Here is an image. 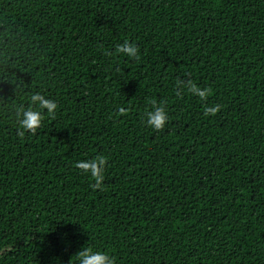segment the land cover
Returning a JSON list of instances; mask_svg holds the SVG:
<instances>
[{"label": "trees", "instance_id": "trees-1", "mask_svg": "<svg viewBox=\"0 0 264 264\" xmlns=\"http://www.w3.org/2000/svg\"><path fill=\"white\" fill-rule=\"evenodd\" d=\"M33 94L57 109L21 135ZM99 155L97 187L76 164ZM83 247L264 264V0H0V264Z\"/></svg>", "mask_w": 264, "mask_h": 264}, {"label": "clouds", "instance_id": "clouds-1", "mask_svg": "<svg viewBox=\"0 0 264 264\" xmlns=\"http://www.w3.org/2000/svg\"><path fill=\"white\" fill-rule=\"evenodd\" d=\"M118 53L126 54L128 57L137 56V48L135 44L125 41L117 49ZM185 88L194 96H198L201 101L207 99L211 94L210 89L201 88L195 83L184 85ZM220 105L205 106V115H215L219 111ZM57 109V104L54 100L47 98L41 94H33L30 97L29 107L22 109L18 113V124L20 134L25 132L35 133L42 125L43 110L47 111L48 116L54 115ZM123 111V109H121ZM145 122L147 125L156 131H163L168 122V113L164 108L155 107L149 111ZM107 163V158L103 155L96 156L92 159L81 160L77 162L76 167L84 174L90 176L99 187L104 180V169ZM76 264H116V258L108 251L95 249L93 247H83L76 255Z\"/></svg>", "mask_w": 264, "mask_h": 264}]
</instances>
